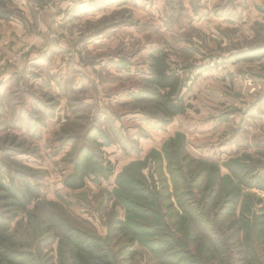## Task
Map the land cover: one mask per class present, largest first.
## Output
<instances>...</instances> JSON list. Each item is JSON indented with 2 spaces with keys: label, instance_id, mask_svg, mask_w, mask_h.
<instances>
[{
  "label": "rangeland",
  "instance_id": "rangeland-1",
  "mask_svg": "<svg viewBox=\"0 0 264 264\" xmlns=\"http://www.w3.org/2000/svg\"><path fill=\"white\" fill-rule=\"evenodd\" d=\"M0 6L11 12L10 20L0 19V181L8 183L11 171L16 182L25 176L41 192L26 212L0 190V209L28 264H76L67 238L76 230L104 239L119 264H166L140 227L137 234L118 229L119 220L154 222L136 219L142 207L128 211L121 193L131 175L166 196L165 212L176 211L172 170L185 151L193 175L207 164L194 195L209 191L204 185L217 170L231 178L240 167L242 180H264V59H237L264 46V0H0ZM155 49L168 54L184 81L182 94L193 105L184 114L166 117L140 96L149 88ZM82 145L110 160L115 172L73 190L63 178ZM234 188L237 214L245 210L250 225H237L230 203L220 216L229 245L213 247L206 238L190 244L202 264H264V189L239 182ZM165 220L162 226L185 237L176 216Z\"/></svg>",
  "mask_w": 264,
  "mask_h": 264
},
{
  "label": "trees",
  "instance_id": "trees-1",
  "mask_svg": "<svg viewBox=\"0 0 264 264\" xmlns=\"http://www.w3.org/2000/svg\"><path fill=\"white\" fill-rule=\"evenodd\" d=\"M5 1L12 2L13 0ZM0 19L10 20V10L0 6ZM237 59L246 62L260 61L264 59V46L257 45L241 51L237 54ZM149 67L150 72L147 78L149 88H144L140 92L143 99H147L159 113L166 117L184 114L193 107L191 103L185 101L182 94L184 81L178 72L172 70L169 56L163 49H155L151 53ZM187 155L185 151L177 160L176 169L172 170L174 173L173 196L178 204L176 211H166V213L164 210L168 206L166 196L158 195L156 191L147 187L144 180L143 182L141 179H134L131 175L127 178L129 181L123 185L124 194L121 193L122 203L128 211H134L132 209L133 204L135 207H142L144 214L134 211L136 219L143 217L154 222L137 224L132 219L119 220L118 229L121 232L131 231L133 234H137V227H140L146 237L151 238L147 243L150 244L157 259L166 264H202L198 254L190 250V244L196 240L200 242L201 238H206V244L209 242L210 246L213 247L222 248L224 245H229L227 240L222 238L224 230L221 228L220 219V216L227 213L228 207L235 209L231 215L235 221H238L237 225L244 223L250 225V216L245 214V210H241L240 214H237L236 193L238 190L234 187L239 182L247 187L264 189L263 179L249 182L242 180L243 177L240 176L239 172L241 168L238 167L236 170L231 169V178L221 177L219 170H217V175L210 176V180L208 178L204 185L205 188H209V191L200 196L196 193L194 195V185L201 191L203 184L199 186V183L203 181L204 177L207 179L206 176H203L207 164L201 163L199 170L193 175L190 163L192 160L186 162ZM114 172L115 166L110 160L100 158L88 146L82 145L75 154L70 172L63 178V184L67 188L79 190L86 186L90 178L109 179ZM8 175H10L8 183L0 181V190L5 192V198L11 199L10 206L27 212L32 202L40 201V190L25 176H22L20 183H18L13 178L11 171ZM141 175L142 172H140ZM219 181L224 184L219 183ZM141 184L142 190L138 191L134 188V185ZM133 198L145 203L134 201ZM151 203L156 204L157 207L152 206ZM216 203L219 210L214 212L216 213L215 218L212 214ZM230 203L234 204L228 206ZM170 214L177 217L175 223L178 229L185 231V237L180 238L177 236L176 230L169 231L162 226L167 225L165 219L166 217L170 219ZM67 238L68 243L73 247L76 264H119L115 253L105 245L104 239L85 234L79 230L71 232ZM21 245L20 238L11 230L8 217L0 209V263L28 264L25 253L19 250ZM226 264H234V259L232 262L227 261Z\"/></svg>",
  "mask_w": 264,
  "mask_h": 264
},
{
  "label": "built area",
  "instance_id": "built-area-1",
  "mask_svg": "<svg viewBox=\"0 0 264 264\" xmlns=\"http://www.w3.org/2000/svg\"><path fill=\"white\" fill-rule=\"evenodd\" d=\"M57 2L64 1V0H56Z\"/></svg>",
  "mask_w": 264,
  "mask_h": 264
},
{
  "label": "crops",
  "instance_id": "crops-1",
  "mask_svg": "<svg viewBox=\"0 0 264 264\" xmlns=\"http://www.w3.org/2000/svg\"><path fill=\"white\" fill-rule=\"evenodd\" d=\"M65 1V0H64Z\"/></svg>",
  "mask_w": 264,
  "mask_h": 264
}]
</instances>
